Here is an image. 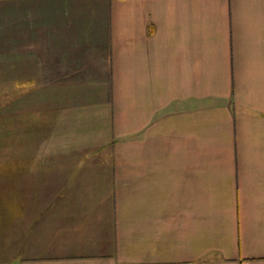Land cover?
<instances>
[{"label": "crops", "instance_id": "obj_1", "mask_svg": "<svg viewBox=\"0 0 264 264\" xmlns=\"http://www.w3.org/2000/svg\"><path fill=\"white\" fill-rule=\"evenodd\" d=\"M0 84V264H264V0H0Z\"/></svg>", "mask_w": 264, "mask_h": 264}, {"label": "rangeland", "instance_id": "obj_2", "mask_svg": "<svg viewBox=\"0 0 264 264\" xmlns=\"http://www.w3.org/2000/svg\"><path fill=\"white\" fill-rule=\"evenodd\" d=\"M5 87H6V85H2V84H0V112H3V105H4V103H5V100L7 99V97H5V93H4V89H5ZM10 87V86H9ZM12 88H14V86H12ZM15 92H11V94H9V98L12 96V94H14ZM102 136H103V134H101V136H100V141L99 142H103L104 140L102 139ZM2 143H3V140L2 139H0V145H2ZM94 147H92L91 149H93ZM90 149V148H89ZM110 150H111V148H110ZM114 151V148H113V150H112V152ZM114 152H116V150L114 151ZM0 155H3V153H2V146L0 147Z\"/></svg>", "mask_w": 264, "mask_h": 264}]
</instances>
